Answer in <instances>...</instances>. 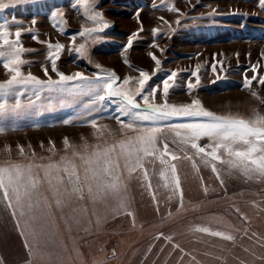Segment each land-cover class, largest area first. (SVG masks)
<instances>
[{
	"label": "rangeland",
	"instance_id": "374dc122",
	"mask_svg": "<svg viewBox=\"0 0 264 264\" xmlns=\"http://www.w3.org/2000/svg\"><path fill=\"white\" fill-rule=\"evenodd\" d=\"M0 2L7 3L8 0ZM169 4H175L184 14L196 19L182 17L181 24L177 26L175 20L179 14L169 11ZM191 4H196V7L191 8L189 0H164V3L161 0H97L98 9L103 11L111 26L105 30L104 41L89 42L94 63L69 51L74 47L69 34L79 32L82 26H92L84 18L83 9L80 6L71 7L70 0H41L40 7L19 4L0 9V24L7 20L13 32L17 26L33 29L32 33L26 32L21 37L25 48L35 50L22 54L29 61L22 66L25 73L31 71L45 78L41 64L50 69V61L46 60L47 45L31 38L33 34H39L40 40L65 44L61 59L57 61L58 68L65 73L83 71L91 75L99 71L95 67V63H99L104 68L115 70L122 78L128 75L138 77V70L147 71L151 75L149 83L155 85L161 84L172 70H176L178 76L176 86L169 92L170 103H190L195 98L218 114L232 113L251 118L253 109H256L264 115V106L251 95V91H255L264 97V87L257 81H253L251 89L244 86L245 76L253 75V64L259 62L256 74L264 75V56H261L264 53V10L258 0H191ZM56 8L64 11L67 21L63 33L59 30V18L51 19V10ZM213 8L219 12L214 17L215 22L207 17L201 18V14L210 13ZM233 12L237 14L233 15ZM160 17L171 22L175 32ZM33 18L37 21L35 25L31 24ZM140 21H143V31L134 40L133 46L125 50L123 46L127 44L128 35L137 32ZM157 27L162 32L154 37L152 30ZM81 42V38L77 37L76 45ZM150 53L161 61L158 70ZM236 53H239L238 57ZM125 58L129 64L124 63ZM196 65L200 66V84L189 92L186 83L189 79L195 82L196 78L191 73L196 70ZM8 78L9 74L0 61V82ZM28 96L29 93H25L21 99L26 101ZM162 99L161 84L157 101ZM115 109L116 105L106 103V110L101 115H117ZM76 112L77 107L56 104L40 113L0 115V126L5 128L0 133V162L9 158V148L12 159L24 162L31 159L32 149L28 145L35 149L36 162H41L40 157L51 155L47 151L51 147L49 141L55 143L56 149L62 150L64 137L79 144L81 136H84L90 144L96 143L90 126L75 121L68 125L62 123ZM172 122L182 121L174 119ZM98 123L118 127L112 118L99 120ZM165 135L170 147L183 156L184 153L179 151L183 146L171 143L173 134L166 132ZM107 139L111 142L112 137ZM41 141L44 142L43 149ZM200 143L206 145L208 140L204 138ZM18 145L25 147V156L19 155ZM186 151L191 154L194 150L187 147ZM59 154H63L62 151ZM148 159L152 162H146L145 167L152 189L142 187L147 182L141 179L129 181V207L135 213L134 224L128 215L112 218V201H97L94 204L87 198L83 201L73 198L58 208L45 184L41 191L52 202V208H45L39 214V250L32 257L25 249L23 237L18 234L20 229L5 210L0 195V264H46L49 256L59 258L62 264H94L97 260H106V264H186L192 257L195 260L204 257L209 264H219L214 260H219L220 264H239L237 262L242 257L244 264H250L253 252L257 257L264 255V247L257 243L259 237L264 236V181L249 180L239 172L227 176L226 165L217 163L225 180V191L210 167L200 165V172L197 173L191 160L179 159L173 163L177 164L182 180L184 210L177 213L178 197L170 202L167 200L169 190L163 186L159 176L163 166L158 160ZM204 187L209 188L207 194L203 191ZM152 192H155L156 200H153ZM195 204L200 207L193 210ZM169 211L172 216H168ZM97 215L107 216L106 222L99 228L96 226ZM196 226L231 232L237 239L234 243L229 242L196 231ZM244 229L248 230V236H241ZM159 233L164 236L157 238ZM168 236L172 237L171 241L165 239ZM177 244L187 253L182 259V252L174 247ZM150 246L151 251L148 252ZM113 249L117 254L115 259L109 258Z\"/></svg>",
	"mask_w": 264,
	"mask_h": 264
},
{
	"label": "snow or ice",
	"instance_id": "6c2138e0",
	"mask_svg": "<svg viewBox=\"0 0 264 264\" xmlns=\"http://www.w3.org/2000/svg\"><path fill=\"white\" fill-rule=\"evenodd\" d=\"M70 3L73 8L80 6L83 9L84 18L90 21L92 26H82L79 32L69 34L74 45L69 51H74L78 57L94 63L89 51V42L95 44L104 41L105 30L111 26L110 22L105 19L103 11L98 9L97 0H74V2L70 0ZM161 3H164V0H161ZM189 3L191 8L196 7V4H191V0ZM19 4L42 6L41 0H8L7 3L0 2V9ZM258 4L264 10V0H258ZM167 7L169 11L179 14L175 20L177 26L181 24L182 17L196 19L184 14L175 4H169ZM136 14L139 16V12ZM217 14H219L218 9L213 8L210 13L201 14V18L207 17L215 22L214 17ZM57 18H59V30L63 33L66 31L64 25L67 21L61 8L51 10V19ZM159 19L169 24L170 30L175 32L176 29L171 28V22L164 17ZM13 20L15 21V18ZM36 23V19L33 18L31 24ZM140 25L137 32L128 35L127 44L123 46L125 50L133 46L134 40L143 31V21H140ZM26 32L32 33L33 29L17 26L13 32L7 20L0 24V61L9 74L8 79L0 82V115L40 113L56 104L77 107L76 114L64 119L62 123L68 125L75 121L90 126L93 129L92 136L96 139V143L90 144L87 137L81 136L82 142L77 144L64 137L62 150L56 149L55 143L50 140L51 147L47 151L51 155L46 158L40 157L41 162H36V152L31 145H28L32 149L31 159H27L26 162L12 159L9 148V158L0 162V195L5 210L20 229L18 234L23 237L24 247L30 257L36 255L39 250L37 231L40 227L39 214L45 208L49 210L52 208V202L41 191L45 184L55 198V205L58 208L73 198L78 201L87 198L94 204L97 201L105 203L112 201L114 202L111 208L112 218L128 215L132 217L134 224L135 213L130 211L129 207V181L141 179L147 182L142 184V187L152 189L148 169L145 167L146 162H152L148 158L158 160L163 166L159 176L164 182L163 186L169 190L167 200L170 202L178 197L177 213L184 210L182 180L177 164L173 163L179 159L191 160L192 168L197 173L200 172V165L210 167L222 187H225V180L217 163L226 165L227 176L239 172L249 180L264 181V115L256 109H253V117L245 118L239 114H218L207 109L199 99L195 98L190 103H170L168 97L170 89L176 86L178 76L176 70H172L161 81L163 99L159 102L157 93L161 90V84H150L151 75L147 71L138 70V77L128 75L122 78L115 70L95 63L99 71L91 75L83 71L65 73L57 65L61 53L65 50V44L40 40L39 34H33L31 38L47 45L46 60L50 61V69L46 64H41L45 78L31 71L25 73L22 66L29 61L25 60L22 54L35 51L25 48L21 42V37ZM152 32L155 37L162 32V29L157 27ZM77 37L83 41L78 45H76ZM149 55L158 70L161 61L154 53ZM236 55L238 57L239 53ZM261 56H264V53H261ZM124 63L129 64L127 58L124 59ZM258 63L251 66L253 75L245 76L246 88L251 89L253 81L264 87V75L256 74ZM213 69L215 70V65ZM199 70L200 66L196 65V70L191 73V76L196 78L195 82L189 79L186 83L189 92L200 84ZM25 93H29L26 101L21 99ZM251 95L264 106V97H260L255 91H251ZM106 103L116 105L115 111L118 114L111 117L102 116L101 112L106 110ZM107 118L115 119L118 127L111 128L98 123L99 120ZM174 119L182 122L174 123L172 122ZM4 131L5 128L0 126V133ZM166 132L173 134L172 144L183 146L179 150L184 153L183 156L170 147ZM108 136L112 137L111 142L108 141ZM204 138L208 140L206 145L200 143ZM17 147L19 155L25 156V147L23 145ZM40 147L42 149L45 147L43 141L40 142ZM187 147L194 151L189 154L186 151ZM61 151L63 154H59ZM45 160L46 163L43 162ZM203 191L207 194L209 188L204 187ZM151 194L153 200H156L155 192ZM192 207L196 210L200 205L195 204ZM235 211L239 213L240 210L236 208ZM172 215L173 213L169 211L168 216ZM106 220L107 216L97 215L96 226L99 228ZM195 230L233 243L237 239V236L231 232L213 231L208 227L196 226ZM163 236V233H159L157 238ZM241 236H248V230L244 229ZM165 239L171 241L172 237L168 236ZM257 243L264 247V236L259 237ZM174 247L182 252L181 259L183 254H187L178 244ZM150 251L151 246L148 249V252ZM116 255L113 249L109 258L115 259ZM259 258L264 260V255ZM46 264H62V261L49 256ZM94 264H106V260H97Z\"/></svg>",
	"mask_w": 264,
	"mask_h": 264
},
{
	"label": "crops",
	"instance_id": "0c3cea01",
	"mask_svg": "<svg viewBox=\"0 0 264 264\" xmlns=\"http://www.w3.org/2000/svg\"><path fill=\"white\" fill-rule=\"evenodd\" d=\"M241 248H243V247H241ZM252 248H256V247H252ZM253 253H252V257H250V264H263L264 263V260L259 259V257H257L258 255L257 254L256 255H253ZM187 263L188 264H209V262L207 261V259H205L204 257L199 258V259H196V260H195V257L189 258L188 261H187ZM214 263H219L220 264V261L219 260H214ZM237 263L244 264L245 261H244V259H242V257H240V259L238 260Z\"/></svg>",
	"mask_w": 264,
	"mask_h": 264
}]
</instances>
